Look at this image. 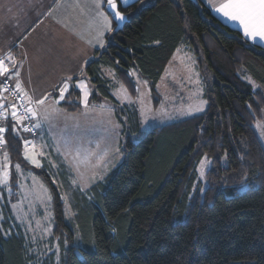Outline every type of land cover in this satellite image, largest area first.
I'll return each instance as SVG.
<instances>
[{
    "label": "trees",
    "instance_id": "trees-1",
    "mask_svg": "<svg viewBox=\"0 0 264 264\" xmlns=\"http://www.w3.org/2000/svg\"><path fill=\"white\" fill-rule=\"evenodd\" d=\"M118 3L127 21L117 30L115 24L85 74L96 89L92 102L113 104L124 161L87 193L70 184L65 166L58 172L64 192L47 171L36 170L51 194L50 241L61 248L59 261L52 254L39 264H264V147L254 129L264 123V47L220 22L202 0ZM181 44L196 58L207 109L142 135L138 109L115 99L100 67L115 70L135 98L137 70L157 107V85ZM80 98L73 89L59 105L77 111ZM24 135L31 136L10 114L0 152L21 161ZM204 158L212 168L203 190L197 168ZM63 196L75 213L70 221ZM6 201L0 264H29L41 256H28Z\"/></svg>",
    "mask_w": 264,
    "mask_h": 264
},
{
    "label": "rangeland",
    "instance_id": "rangeland-1",
    "mask_svg": "<svg viewBox=\"0 0 264 264\" xmlns=\"http://www.w3.org/2000/svg\"><path fill=\"white\" fill-rule=\"evenodd\" d=\"M9 54L12 56V50L3 55ZM131 74L136 89L139 88L136 98L118 79L115 70L106 67L103 71V75L111 79V93L115 99L122 105L138 109L142 135L155 127L202 114L207 109L208 103L204 98V85L196 58L185 44L178 47L157 85V107L153 103L149 82L137 70H133ZM82 78L86 89L80 88L81 98L77 111L63 109L59 105L63 99H59L57 103L44 98V104L36 108L39 111H34L33 122L40 132L36 137L24 135L22 138L21 161H12L9 156L5 161L6 152H0V170L7 164L9 172L7 186L0 184V225L5 220L3 205L7 200L6 202H10L11 226L21 228L28 245V256H41L38 259L32 257L29 264H39L40 260L52 254L59 261L61 256L59 243L50 241L53 229L51 194L36 170L47 171L58 189L64 192L66 188L58 172L60 167L65 166L69 172L70 184L79 188L82 193H87L96 184L105 181L124 161L121 149L124 141L123 128L115 115L113 104L105 98L92 102L95 86L87 76ZM246 79L258 86L250 76ZM254 129L264 147V123L257 121ZM138 139L139 136L134 141ZM25 141L29 142V157L35 154L40 167L34 165L31 159L25 158ZM202 161L197 168V184L204 190L206 173L212 168V163L207 158ZM223 163H226L225 159ZM17 164L20 165L19 171L15 167ZM245 189V186L240 187L241 192ZM67 199L63 196L65 216L70 221L75 213Z\"/></svg>",
    "mask_w": 264,
    "mask_h": 264
},
{
    "label": "crops",
    "instance_id": "crops-1",
    "mask_svg": "<svg viewBox=\"0 0 264 264\" xmlns=\"http://www.w3.org/2000/svg\"><path fill=\"white\" fill-rule=\"evenodd\" d=\"M135 1L128 0V4ZM202 1L220 22L238 30L243 36L238 24L218 14L209 0ZM101 8L106 14L109 13L106 3H102ZM97 11L95 0H0V54L12 50L11 57H14L16 67L12 69L11 62H7L12 69L10 79L15 85L19 80L23 94H27L26 102L34 111H39L36 109L40 106L35 103L37 100L46 98L57 102L68 77H72L68 81L70 91L64 93V98L73 89L80 91L78 85L85 81L82 77L87 76L86 66L96 58L98 52L106 50L107 37L113 31L104 32V46L101 47L97 40L100 39L103 25ZM109 19L114 30L116 23L111 15ZM243 38L264 47V42ZM105 69L104 66L100 67V75L111 81L103 75ZM17 71L19 77L13 74ZM4 103L9 105L7 99ZM32 118L34 121V115Z\"/></svg>",
    "mask_w": 264,
    "mask_h": 264
},
{
    "label": "snow or ice",
    "instance_id": "snow-or-ice-1",
    "mask_svg": "<svg viewBox=\"0 0 264 264\" xmlns=\"http://www.w3.org/2000/svg\"><path fill=\"white\" fill-rule=\"evenodd\" d=\"M211 7L222 17L226 18L227 20L231 22H235L238 24L239 28L242 29L243 36L245 38H248L252 41L259 40L261 42H264V0H218V2L213 3L212 0H209ZM102 3L107 4V8L110 9V13L106 14L104 10H102L101 5ZM120 3L127 5L128 0H120ZM95 7L98 10L97 11V17L102 21L103 28L99 33L100 39L97 40V42L100 44L101 47L104 46L103 44V35L104 32H112V20L109 19V15L112 16L114 20L117 22H123L126 17L124 14H122L121 11L118 10V4L117 0H95ZM5 59L11 62L12 69L16 67L15 60L11 57L9 54L6 58H0V76H5L6 80L10 79L9 73L12 72V69L9 68V66L5 63ZM16 77H19V72L13 73ZM72 77H68V81H71ZM66 81L64 83L63 88L60 90V99H64V93L69 90V83ZM146 83V82H145ZM3 87V86H0ZM81 90L86 89V85L81 82L78 85ZM3 91H9L7 87H3ZM15 91L17 93H22L23 88L21 87V84L19 80L17 79L16 82V88ZM137 91L139 92V88H137ZM25 95H27L25 93ZM87 96V92L85 91V97ZM6 100L5 97L0 96V108H4L3 112H0V116H4L7 118V107H5L4 101ZM85 105H87V99L85 98ZM29 103H31V100L29 99ZM36 104L43 105L44 99H40L35 101ZM58 103V101H57ZM23 106V105H21ZM8 107H11L13 109L11 116L14 120H16L17 123H20L22 119H25V117H21L17 114V109L15 104H9ZM25 113H32V115H35L34 110L31 107L25 108ZM260 125L258 124V127ZM5 128L0 127V133L5 132ZM25 131H31V129L25 128ZM6 141L2 135H0V145L5 144ZM28 145L29 142L25 141V158L31 159V162L36 165L37 167H40V161L36 159L35 154H33L31 157L28 155ZM32 148H35V145H32ZM40 155H43V153H40ZM5 161L8 160L7 153L4 154ZM204 162L202 161V164ZM7 164L4 165L3 170H0V184L7 186L9 181V172L7 171ZM17 171L20 169V165L17 164L16 166Z\"/></svg>",
    "mask_w": 264,
    "mask_h": 264
},
{
    "label": "built area",
    "instance_id": "built-area-1",
    "mask_svg": "<svg viewBox=\"0 0 264 264\" xmlns=\"http://www.w3.org/2000/svg\"><path fill=\"white\" fill-rule=\"evenodd\" d=\"M6 57L7 55L0 54V58H6ZM5 63L7 64V59H5ZM0 86L7 87L9 89V91H3V87H0V96L5 97L9 101V104L16 105L17 114L19 116L21 117L26 116L25 119H22L23 130L25 128L31 129V131H26V132L30 134L31 136H35L38 131L34 125L31 113H25V108L30 107V105L26 102L25 95L23 94V92L17 93L15 91V88H16L15 84L12 82L11 79L6 80L5 76H0ZM5 107H7V113H6L7 118H5L4 116H0V127H3L6 129L8 117L12 113L13 109L11 107L9 108L8 105L7 106L5 105ZM3 111H4V108H0V112H3ZM4 134L5 132L0 133V135H2L3 137H4ZM2 147H3V144L0 145V149H2Z\"/></svg>",
    "mask_w": 264,
    "mask_h": 264
},
{
    "label": "water",
    "instance_id": "water-1",
    "mask_svg": "<svg viewBox=\"0 0 264 264\" xmlns=\"http://www.w3.org/2000/svg\"><path fill=\"white\" fill-rule=\"evenodd\" d=\"M117 4H118V10H119V3H118V0H117ZM106 9H107V11L110 13V9H108L107 8V4H106ZM114 20V19H113ZM115 21V23H116V30L117 29H119V28H121L123 25H124V23L127 21V18L123 21V22H117L116 20H114Z\"/></svg>",
    "mask_w": 264,
    "mask_h": 264
},
{
    "label": "bare ground",
    "instance_id": "bare-ground-1",
    "mask_svg": "<svg viewBox=\"0 0 264 264\" xmlns=\"http://www.w3.org/2000/svg\"><path fill=\"white\" fill-rule=\"evenodd\" d=\"M37 135V134H36Z\"/></svg>",
    "mask_w": 264,
    "mask_h": 264
}]
</instances>
